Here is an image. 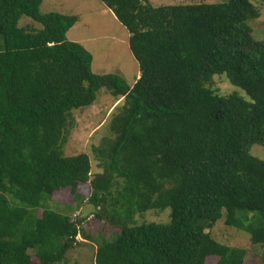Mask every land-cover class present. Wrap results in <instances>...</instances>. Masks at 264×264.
Instances as JSON below:
<instances>
[{"label":"trees","instance_id":"obj_1","mask_svg":"<svg viewBox=\"0 0 264 264\" xmlns=\"http://www.w3.org/2000/svg\"><path fill=\"white\" fill-rule=\"evenodd\" d=\"M100 1L129 33L140 71L132 85L92 71L91 53L66 37L76 15L0 0V264H70L67 252L85 241L94 264H244L246 250L210 229L224 217L264 245V159L250 151L264 147V40L247 23L259 9L251 0ZM23 16L40 27L19 25ZM214 74L247 98L212 91ZM101 88L123 102L112 136L92 148L102 170L92 173L86 152L68 156L62 145L72 110ZM83 183L94 216L119 227L113 236L87 233L74 213ZM65 188L75 208L54 210ZM166 207L168 222L134 223Z\"/></svg>","mask_w":264,"mask_h":264},{"label":"rangeland","instance_id":"obj_2","mask_svg":"<svg viewBox=\"0 0 264 264\" xmlns=\"http://www.w3.org/2000/svg\"><path fill=\"white\" fill-rule=\"evenodd\" d=\"M154 6L207 2L216 3L225 0H149ZM259 9L260 15L247 20L252 36L257 40H264V0H251ZM41 12L62 11L64 14L76 15L78 21L67 31L68 40L81 43L92 55L91 69L94 73H115L121 76L129 85L139 76V67L130 48L127 29L116 19L114 14L100 0H45L40 7ZM40 27V24L31 18L23 16L19 25ZM2 39L0 36V48ZM219 95L236 94L245 98V93L231 84L221 74H214L206 85ZM123 98L115 101L114 97L105 88H101L96 99L90 105L72 110V124L67 126L66 138L62 145L65 155H76L86 152L91 162V172H101L99 160L93 152L103 137H110L109 119L113 109L122 104ZM251 154L264 159V147L259 144L251 146ZM83 196V204L76 209L75 214L81 213L82 208L89 204L88 198L91 190L88 183L79 186ZM51 205L54 210H61L64 205L75 206L74 198L68 188L60 189L52 195ZM75 208V207H74ZM99 209V207H97ZM38 214L41 213L39 209ZM170 218V208L156 211L149 210L134 216V223L155 222L165 223ZM85 231L93 236L101 234L111 237L119 232V227L100 220L94 214L86 217L83 223ZM210 233L220 242L241 247L246 250L244 264H264V245H253L249 234L224 222V217L218 220ZM78 241L82 240L77 236ZM95 244L85 241L67 252L66 260L70 264H94ZM35 258V257H33ZM214 257L207 258L206 262L212 264Z\"/></svg>","mask_w":264,"mask_h":264},{"label":"water","instance_id":"obj_3","mask_svg":"<svg viewBox=\"0 0 264 264\" xmlns=\"http://www.w3.org/2000/svg\"><path fill=\"white\" fill-rule=\"evenodd\" d=\"M97 212H98L97 207L93 203H89L84 208H82L81 213H80V217L86 218V217H88L92 214H95Z\"/></svg>","mask_w":264,"mask_h":264},{"label":"crops","instance_id":"obj_4","mask_svg":"<svg viewBox=\"0 0 264 264\" xmlns=\"http://www.w3.org/2000/svg\"><path fill=\"white\" fill-rule=\"evenodd\" d=\"M44 1H45V0H42L40 7L42 6V4H43ZM49 12H50V11H49ZM57 12H58V11H57ZM60 13H63V12L60 11ZM77 21H78V20H77Z\"/></svg>","mask_w":264,"mask_h":264}]
</instances>
